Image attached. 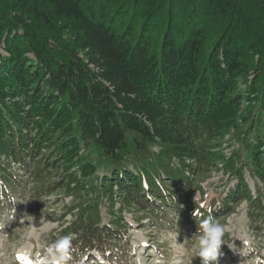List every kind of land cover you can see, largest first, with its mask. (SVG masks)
Listing matches in <instances>:
<instances>
[{
    "label": "trees",
    "instance_id": "obj_1",
    "mask_svg": "<svg viewBox=\"0 0 264 264\" xmlns=\"http://www.w3.org/2000/svg\"><path fill=\"white\" fill-rule=\"evenodd\" d=\"M43 1L0 0V195L19 188L12 163L36 180L77 166L80 177H68L88 193L177 208L190 174L222 162L239 182L218 207L190 205L184 226L243 198L263 219L246 166L218 149L239 131L264 181V0ZM90 144L113 162L96 185L80 153ZM113 219V229L95 223L79 241L105 247L122 235Z\"/></svg>",
    "mask_w": 264,
    "mask_h": 264
},
{
    "label": "rangeland",
    "instance_id": "obj_2",
    "mask_svg": "<svg viewBox=\"0 0 264 264\" xmlns=\"http://www.w3.org/2000/svg\"><path fill=\"white\" fill-rule=\"evenodd\" d=\"M241 88L246 90L243 84ZM244 94L247 96L248 91ZM248 103L247 99L243 100L242 110ZM256 108L251 114L253 118L257 116ZM255 136L252 132L248 140L253 141ZM128 141L131 142V137ZM151 149L158 151L160 146L151 144ZM218 151L227 158H239L238 164L246 166L243 177L252 194L260 196L264 205V181L253 168L251 151L240 139L239 131L231 129L223 137ZM80 153L94 163L96 171L87 181L89 185L92 182L96 185L113 166L112 159L95 144L83 145ZM133 163L134 158L129 162L130 168ZM11 169L19 188L5 186L6 195H0V264H19L16 253L22 247L31 249V261L45 258L48 247L65 235L71 236L66 264H201L193 239L197 228L194 223L184 226L182 214L190 205L220 206L227 192L239 182L236 175L225 171L222 162H218L190 174L192 184L180 191L177 208L170 202L160 209L158 202L154 204L155 210L150 209L152 203L146 210L133 203L128 206L120 199L111 201L105 196L88 193L83 189L84 182L78 186L68 177L70 172L80 177L77 166L69 170L52 169L40 180H36L29 168L12 163ZM252 205L247 198L240 199L234 202L230 212L217 218L228 227L217 264H264V222L261 221L264 217H253ZM113 215L123 223L119 227L122 237L105 243V247L94 238L79 241L95 223L101 229H113Z\"/></svg>",
    "mask_w": 264,
    "mask_h": 264
},
{
    "label": "clouds",
    "instance_id": "obj_3",
    "mask_svg": "<svg viewBox=\"0 0 264 264\" xmlns=\"http://www.w3.org/2000/svg\"><path fill=\"white\" fill-rule=\"evenodd\" d=\"M204 205H201L203 207ZM228 231L226 223L212 215V210H208V215L201 219L196 233L193 235L195 240L196 256L200 258L201 264H217L220 257L223 238ZM71 236L65 235L54 241L47 249V257L31 261V249L22 247L16 253L19 264H26V261L19 257H26L31 264H66L69 258V248Z\"/></svg>",
    "mask_w": 264,
    "mask_h": 264
},
{
    "label": "snow or ice",
    "instance_id": "obj_4",
    "mask_svg": "<svg viewBox=\"0 0 264 264\" xmlns=\"http://www.w3.org/2000/svg\"><path fill=\"white\" fill-rule=\"evenodd\" d=\"M20 259H23L26 261V264H31V261L26 257H19Z\"/></svg>",
    "mask_w": 264,
    "mask_h": 264
}]
</instances>
